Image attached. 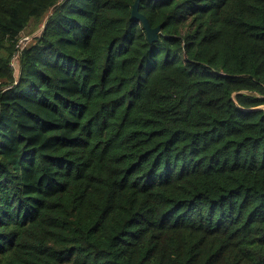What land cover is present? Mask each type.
Instances as JSON below:
<instances>
[{
    "label": "trees",
    "instance_id": "16d2710c",
    "mask_svg": "<svg viewBox=\"0 0 264 264\" xmlns=\"http://www.w3.org/2000/svg\"><path fill=\"white\" fill-rule=\"evenodd\" d=\"M134 1L0 0V264H264V0Z\"/></svg>",
    "mask_w": 264,
    "mask_h": 264
},
{
    "label": "water",
    "instance_id": "95a60500",
    "mask_svg": "<svg viewBox=\"0 0 264 264\" xmlns=\"http://www.w3.org/2000/svg\"><path fill=\"white\" fill-rule=\"evenodd\" d=\"M138 4L139 0H135L132 8L130 18L134 21L141 22L142 27L146 33V38L148 42H153L157 39L159 33V27H151L147 21V19L138 12ZM254 109H264V104L254 107Z\"/></svg>",
    "mask_w": 264,
    "mask_h": 264
},
{
    "label": "rangeland",
    "instance_id": "374dc122",
    "mask_svg": "<svg viewBox=\"0 0 264 264\" xmlns=\"http://www.w3.org/2000/svg\"><path fill=\"white\" fill-rule=\"evenodd\" d=\"M30 28L31 27L26 28L25 31L21 34V39H22L20 43L21 46L24 45L26 42H28L31 39V37L38 34L41 30V27H40L38 29H35L32 33H30L29 32ZM11 65L14 70V75L16 76L18 73V65H17L16 60H14Z\"/></svg>",
    "mask_w": 264,
    "mask_h": 264
},
{
    "label": "built area",
    "instance_id": "2783aa9c",
    "mask_svg": "<svg viewBox=\"0 0 264 264\" xmlns=\"http://www.w3.org/2000/svg\"><path fill=\"white\" fill-rule=\"evenodd\" d=\"M21 40H22V39L19 40V46H20ZM17 56H18V52H16V53L14 54V57H13L12 62H13L14 60H16ZM11 64H12V63H11Z\"/></svg>",
    "mask_w": 264,
    "mask_h": 264
}]
</instances>
